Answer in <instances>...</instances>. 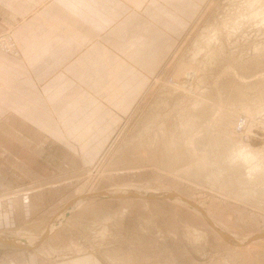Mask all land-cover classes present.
Wrapping results in <instances>:
<instances>
[{"label": "rangeland", "instance_id": "374dc122", "mask_svg": "<svg viewBox=\"0 0 264 264\" xmlns=\"http://www.w3.org/2000/svg\"><path fill=\"white\" fill-rule=\"evenodd\" d=\"M164 3L175 22L158 23L157 43L128 55L127 70L95 72L94 86L48 102L22 85L17 40L0 31L18 52L0 46V235L34 245L75 199L165 191L233 243L181 203L89 199L52 249L96 264H264V0ZM20 254L0 245V258Z\"/></svg>", "mask_w": 264, "mask_h": 264}, {"label": "crops", "instance_id": "0c3cea01", "mask_svg": "<svg viewBox=\"0 0 264 264\" xmlns=\"http://www.w3.org/2000/svg\"><path fill=\"white\" fill-rule=\"evenodd\" d=\"M160 13L166 18L160 19ZM173 13L164 0H0V31L12 29L17 40L21 59L15 60L28 72L22 85L32 88L29 93L38 97L35 100L48 102V97L79 83L88 87L90 80L94 86L95 79L102 77L99 74L96 78L95 72L127 70L126 64L132 60L129 56L141 57L143 48H152L158 40V23L175 22ZM106 80V87H110V79ZM38 142L43 144V140ZM60 159L61 166L70 165L63 155ZM67 223L34 249L0 243L22 252L2 256L0 264H96L87 254L70 255L52 249Z\"/></svg>", "mask_w": 264, "mask_h": 264}, {"label": "bare ground", "instance_id": "6f19581e", "mask_svg": "<svg viewBox=\"0 0 264 264\" xmlns=\"http://www.w3.org/2000/svg\"><path fill=\"white\" fill-rule=\"evenodd\" d=\"M255 1V0H254ZM253 2V1H252ZM251 5V4H250ZM249 5V6H250ZM259 5V4H258ZM257 5V6H258ZM254 7V6H253ZM253 7H252V9H253ZM250 8H251V6H250ZM261 8V7H260ZM262 9H263V7H262ZM253 10H255V9H253ZM254 12V11H253ZM252 12V14L254 15V16H256V15H258L257 14V12L256 13H253ZM257 17V16H256ZM258 18H260V16L258 17ZM250 20V19H249ZM211 33V32H210ZM215 36V35H214ZM212 37V36H211ZM208 39V38H207ZM210 39V38H209ZM210 44V43H209ZM206 46V45H205ZM204 48V47H203ZM261 50V49H260ZM259 51V50H258ZM250 117V116H249ZM244 143V142H243ZM247 149V148H246ZM49 152H53V149H49L48 150ZM233 151H236L237 153H238V155H239V153H240V156H241V158L242 157H244V159H247V157L248 156H250V155H248V156H246V154L245 153H243V152H241V150L239 151V150H236V149H234V150H231V152H233ZM244 151H245V149H244ZM236 152H235V156L231 153V155H233V157H235V158H237L238 159V157L236 156L237 154H236ZM241 153H243V154H245V156H242L241 155ZM252 153V152H251ZM257 153V152H256ZM255 153V154H256ZM259 153V152H258ZM253 154V153H252ZM254 155V154H253ZM258 156H260L259 154H258ZM258 156H257V154H256V159H254V158H252L253 156H250L251 158H252V161H255V160H257L258 159ZM246 157V158H245ZM255 157V156H254ZM235 158H233L234 160L233 161H236L237 159H235ZM241 158H239V159H241ZM237 160L238 162H241V160ZM263 159V158H262ZM262 159H260V160H262ZM248 160H249V158H248ZM248 160H245V161H247V164L250 162V161H248ZM244 161V162H245ZM256 162V164H257V162H258V160L257 161H255ZM262 162H264V159H263V161ZM262 162H259V164L261 163L262 164ZM254 165L253 163L252 164H249V165H251L252 167H254V166H257V165ZM259 164H258V166H259ZM244 165H246L245 163L243 164V160H242V166H244ZM249 165H248V167H249ZM247 166V165H246ZM251 167V169H250V171H253V169H254V172H256L255 170V168H252ZM250 168V167H249ZM258 171V170H257ZM252 172H250V174H251ZM119 189H112V190H110V192H112V194H114V195H118V194H121V192H119L118 191ZM120 191H121V189H120ZM129 191H133V190H128V189H125V191H123L122 193L124 194V193H127V192H129ZM134 191H139V190H134ZM146 192V191H145ZM147 193L148 194H158V193H156V192H154V191H147ZM167 193H169L170 194V192H167ZM93 195H96V194H93ZM90 196H92V195H90ZM87 197H89V196H87ZM87 197H82V198H79V199H75L74 201H72L71 203H70V206L71 207H69V208H71V209H73L74 211L76 210V209H78V208H80L85 202H87V200L88 199H86ZM177 200H175L174 198V202H177V203H181V204H183V205H185V206H187V207H189V208H191V209H193V210H195V211H197L203 218H204V220L212 227V228H214L221 236H222V238L224 239V240H226L227 242H232L231 240H229L214 224H213V222L206 216V214L198 207V206H196L194 203H192L191 201H189V200H187V199H184V198H182L181 196H179V195H177ZM114 199H116V200H135L136 198H117V197H115V198H108V200H114ZM90 200H93V198L92 199H90ZM90 200H88V201H90ZM167 201V200H166ZM168 201H170V200H168ZM75 204V205H74ZM67 208V207H66ZM72 210V212L71 213H73L74 211ZM65 213V212H64ZM64 213L62 214V215H60V216H58V218H56V221H58L56 224H52V227H51V230L49 229V232H50V234L48 235V237L47 238H49L50 237V235H52L61 225H59L60 224V222H61V224H63L64 223V221L70 216V214L67 216V217H65V218H62L63 217V215H64ZM61 219V220H60ZM56 225H58L57 227H56ZM56 227V228H55ZM49 232H47L46 231V233L45 234H47V233H49ZM44 236V235H43ZM0 237H2V236H0ZM258 237H260V236H257V237H254V238H252L250 241H248V242H246V243H249V242H252V241H254L255 239H257ZM2 238H5V237H2ZM46 238V239H47ZM6 240L8 239L9 241L10 240H17V239H12V238H5ZM45 239V240H46ZM45 240H43V237L38 241V243L37 244H32L31 242H26V244L25 245H27V246H29V247H32L33 249L34 248H37L38 246H40V244H42ZM233 243V242H232ZM23 244V243H22ZM243 245H245V244H238V246H243ZM12 246V245H11ZM14 246V245H13ZM16 247V246H15Z\"/></svg>", "mask_w": 264, "mask_h": 264}, {"label": "water", "instance_id": "95a60500", "mask_svg": "<svg viewBox=\"0 0 264 264\" xmlns=\"http://www.w3.org/2000/svg\"><path fill=\"white\" fill-rule=\"evenodd\" d=\"M138 190L139 191H134V190L133 191H129V192L124 193V194L122 192L125 191V189L121 190V191L118 190L119 192H121V194H118V195H114L110 191H103V192L96 193V195L89 196L86 199H88V200L92 199V198L93 199H108V198H115V197L120 198L121 197V198H136V199H144V200H167V201L170 200V201H174V199L177 200V198H178L176 194H174V193H170L169 194V193H167L165 191H163V192L162 191H157L156 193H158V194H151V193L148 194L146 190H140V189H138ZM69 207H71L70 204L61 213V215H62L65 212L62 218L67 217L72 212L73 209H71ZM57 222L58 221H56V219H55V221L53 223L56 224ZM53 223H51V225L49 226L47 232H49V229L51 230V227H52ZM60 224H61V222H60ZM57 226L58 225H56V227ZM50 232L47 233V234H44L43 240H45L48 237ZM0 243L12 245V246L14 245V246H16V247H18L20 249H33L32 247H29V246L25 245L26 244L25 242L22 244V243H18L16 240H10L9 241L8 239L6 240L5 238H2V237H0Z\"/></svg>", "mask_w": 264, "mask_h": 264}, {"label": "built area", "instance_id": "2783aa9c", "mask_svg": "<svg viewBox=\"0 0 264 264\" xmlns=\"http://www.w3.org/2000/svg\"><path fill=\"white\" fill-rule=\"evenodd\" d=\"M0 46L4 48L3 50H5L6 52L16 56L18 55L17 49L13 43L11 36L3 35L2 37H0Z\"/></svg>", "mask_w": 264, "mask_h": 264}]
</instances>
